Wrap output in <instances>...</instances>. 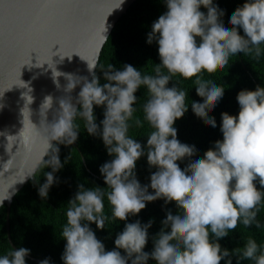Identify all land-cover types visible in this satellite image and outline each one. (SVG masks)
Wrapping results in <instances>:
<instances>
[{
  "label": "clouds",
  "instance_id": "1",
  "mask_svg": "<svg viewBox=\"0 0 264 264\" xmlns=\"http://www.w3.org/2000/svg\"><path fill=\"white\" fill-rule=\"evenodd\" d=\"M164 2L167 11L153 22L147 34V43H158L160 63L155 64L153 73H142L132 64L105 67L97 59L89 61L79 54L88 62L89 79L63 72L48 62L57 87L60 76L67 80V92L81 86L80 107L72 103L71 96L61 97L56 118L44 122L48 144L41 162L50 165L52 171L45 173L46 180L38 189L41 198L48 197L51 186L58 181L55 172L64 166L59 147L50 141L73 144L80 129L77 116L83 118L89 134L102 138L112 156L100 166L107 190L79 184L68 201L67 222L62 227V237L66 239L61 256L64 264H147L150 255L156 256L159 264H220L221 260L233 264V256L237 264L245 259L264 264V248L254 238L247 239L242 248L231 250L220 243V238L236 229L238 223L261 227L257 214L264 205V86L243 88L237 93L238 113H221L223 138L215 140L203 155L195 156L191 154L198 150L197 144L181 138L175 126L188 106L187 93L179 83L169 86L177 74L185 79L195 74V87L203 98H192L191 105L216 127L217 120L209 109L216 107L225 87L201 75V69L223 68L239 52L253 54L257 59L264 55V0H244L228 17L231 27L224 22L221 13L225 6L219 0ZM122 3L120 0L119 6ZM204 5L206 10L201 7ZM98 64L105 83L95 72ZM141 86L150 93L143 105L144 119L153 129L146 144L129 135V122L134 118L138 100L136 92ZM52 106L53 97L48 95L41 112L46 113ZM94 106H104V118L99 124ZM135 124L142 126L143 121L137 117ZM50 148V159L44 160ZM186 154L189 159L182 164L178 157ZM144 155L149 168H156L149 184H142L136 173L137 161ZM35 171L34 168L27 176L35 177ZM257 182L262 187L258 188ZM162 196L175 197L180 207H168L163 223L152 236V248L145 251L153 220L142 223L140 219L128 218L140 213L147 202ZM105 197L111 205L110 216L105 213ZM3 200L0 199V206ZM116 220L125 224L115 236V247L107 249L91 223L104 229L107 222ZM30 251L27 247L13 248L0 255V264H27ZM39 264L53 261L46 257Z\"/></svg>",
  "mask_w": 264,
  "mask_h": 264
},
{
  "label": "trees",
  "instance_id": "2",
  "mask_svg": "<svg viewBox=\"0 0 264 264\" xmlns=\"http://www.w3.org/2000/svg\"><path fill=\"white\" fill-rule=\"evenodd\" d=\"M243 3L244 0H219V4L225 6V11L221 15L224 22L230 27L232 25L228 19L229 15ZM201 7L203 10L207 8L206 5ZM165 11H167V7L164 0H136L114 27L98 62L105 67L113 64L117 68H122L124 64H132L142 73H153L155 64L160 63L158 43H147V34L152 30L153 22ZM240 32L243 35V29H240ZM262 49H264V45H262ZM95 72L100 77L101 83H105L103 70L99 64ZM201 75L211 77L225 87L224 95L216 107L209 109V114L214 115L217 120L216 127L207 123L204 117L198 114L191 105L192 98H203V94L196 90L195 74L187 79L177 74L173 78L176 81L169 82V86L172 83H179V86L187 93L188 106L177 118L175 126L178 129L177 134L181 138L195 141L197 144L198 150L193 152L192 156L203 155L208 148L214 146L215 140L223 138L220 130L221 113L224 111L231 114L238 113L239 104L236 97L241 89H255L257 85L264 86V55L257 59L253 54L239 52L229 58V64L225 67H217L214 70H208L205 67L201 69ZM136 95L138 97L135 103L136 112L133 120L129 122L131 125L129 135L146 144L147 136L153 129L144 119L143 105L149 99L150 93L146 87L141 86ZM94 111L99 124L104 118V106H94ZM137 117L143 121L142 126L135 124ZM76 123L80 125L77 144L67 145L59 141L54 143L59 147V156L64 166L55 172L58 181L51 186L48 197L41 198L38 192L40 185L46 180L45 173L52 171L50 165L45 166L42 163L35 173V177L29 180L13 199L9 214L10 233L18 247H27L31 250L30 257H26L27 264H39V261L32 257L42 259L50 257L53 264H64L61 256L64 252L66 239L62 237V227L67 222L68 201L78 191L79 184H84L85 187L100 186L107 190L100 166L112 159V156L107 152L101 137L87 132L82 117L77 116ZM51 151L45 160L50 159ZM178 159L183 164L189 159V156L186 154ZM155 170V167L149 168L146 155L137 161L136 173L142 184L150 183L151 172ZM257 187L262 186L257 182ZM149 191L154 190L149 188ZM169 206L173 210H178L180 207L175 197L162 196L147 202L146 207L140 213L128 218L129 221L140 219L142 223H146L149 219L153 220V224L148 230L149 239L145 251L152 248V236L156 234L163 223L162 218ZM7 209V205L0 207V255H4L14 248L7 234ZM105 213L111 215V205L107 201V197H105ZM257 219L260 221L261 227L257 228L255 224L248 227L238 223L236 229L230 230L227 236L220 238L222 247H227L229 250L236 247L242 248L247 239L254 238L264 248V205L260 206ZM124 224L125 221H109L104 229H99L95 222H92L91 227L96 231L97 237L105 243L106 248L111 249L115 247V236L122 231ZM168 226L170 227V224ZM121 251L123 252V250ZM232 261L233 264H237L235 256L232 257ZM147 264H159V260L156 256L150 255ZM220 264H225V260H221ZM240 264H255V262L245 259L240 261Z\"/></svg>",
  "mask_w": 264,
  "mask_h": 264
},
{
  "label": "water",
  "instance_id": "3",
  "mask_svg": "<svg viewBox=\"0 0 264 264\" xmlns=\"http://www.w3.org/2000/svg\"><path fill=\"white\" fill-rule=\"evenodd\" d=\"M134 1L119 6L120 0H0V199L8 207L7 234L14 248L19 247L10 233L11 205L33 178L27 174L42 164L48 144L44 122L56 118L61 97L71 96L80 106L81 86L67 92V80L60 76L57 87L49 63L91 79L86 59L99 61L113 28ZM48 95L53 106L44 113Z\"/></svg>",
  "mask_w": 264,
  "mask_h": 264
},
{
  "label": "bare ground",
  "instance_id": "4",
  "mask_svg": "<svg viewBox=\"0 0 264 264\" xmlns=\"http://www.w3.org/2000/svg\"><path fill=\"white\" fill-rule=\"evenodd\" d=\"M135 1H136V0H135ZM135 1H134V2H135ZM134 2H133V3H134ZM133 3H132V4H133ZM132 4H131V5H132ZM130 7H131V6H130ZM128 10H129V9H128ZM127 12H128V11H127ZM122 16H123V15H122ZM122 16H121V17H122ZM119 20H120V19H119ZM119 20H118V21H119ZM117 23H118V22H117ZM117 23H116V24H117ZM115 26H116V25H115ZM113 29H114V28H113ZM112 31H113V30H112ZM111 33H112V32H111ZM109 36H110V35H109ZM107 40H108V39H107ZM105 43H106V42H105ZM104 45H105V44H104ZM103 47H104V46H103ZM102 50H103V48H102ZM101 52H102V51H101ZM100 55H101V54H100ZM96 68H97V67H96ZM95 70H96V69H95ZM78 108H79V107H78ZM198 122H199V121H198ZM75 142H76V141H75ZM75 142H74V143H75ZM75 144H76V143H75ZM50 151H51V150H50ZM47 156H48V155H47ZM45 159H46V158H45ZM41 165H42V164H41ZM38 169H39V168H38ZM30 180H31V179H30ZM258 184H259V183H258ZM24 186H25V185H24ZM18 192H19V191H18ZM18 192H17V193H18ZM14 197H15V196H14Z\"/></svg>",
  "mask_w": 264,
  "mask_h": 264
}]
</instances>
